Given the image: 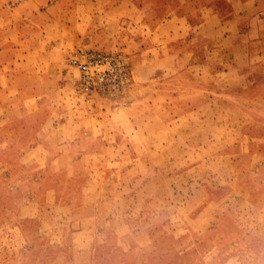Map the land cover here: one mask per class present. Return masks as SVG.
I'll use <instances>...</instances> for the list:
<instances>
[{
	"label": "rangeland",
	"instance_id": "obj_1",
	"mask_svg": "<svg viewBox=\"0 0 264 264\" xmlns=\"http://www.w3.org/2000/svg\"><path fill=\"white\" fill-rule=\"evenodd\" d=\"M0 264H264V0H0Z\"/></svg>",
	"mask_w": 264,
	"mask_h": 264
},
{
	"label": "built area",
	"instance_id": "obj_2",
	"mask_svg": "<svg viewBox=\"0 0 264 264\" xmlns=\"http://www.w3.org/2000/svg\"><path fill=\"white\" fill-rule=\"evenodd\" d=\"M68 65L77 73L81 94L115 96L130 81L125 60L119 55L94 49H78L66 55Z\"/></svg>",
	"mask_w": 264,
	"mask_h": 264
},
{
	"label": "crops",
	"instance_id": "obj_3",
	"mask_svg": "<svg viewBox=\"0 0 264 264\" xmlns=\"http://www.w3.org/2000/svg\"><path fill=\"white\" fill-rule=\"evenodd\" d=\"M67 54H68V53H67ZM67 54L63 55L64 62L66 61V55H67Z\"/></svg>",
	"mask_w": 264,
	"mask_h": 264
}]
</instances>
